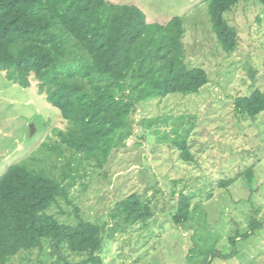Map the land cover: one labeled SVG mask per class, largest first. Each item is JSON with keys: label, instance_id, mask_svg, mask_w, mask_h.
Wrapping results in <instances>:
<instances>
[{"label": "rangeland", "instance_id": "obj_1", "mask_svg": "<svg viewBox=\"0 0 264 264\" xmlns=\"http://www.w3.org/2000/svg\"><path fill=\"white\" fill-rule=\"evenodd\" d=\"M104 1L139 8L149 24L180 17L185 63L202 68L208 83L196 94L140 103L130 117L133 135L125 146L113 150L102 168L83 163L68 188L69 203L58 200L46 213L61 224L74 225L79 218L105 225L102 264H202L206 258L210 264H264V112L251 119L233 111L235 98L264 92L262 6L241 1L223 15L237 32L236 50L225 53L209 20L208 0ZM29 83L22 88L0 70V177L31 155L44 156L41 144L57 140L52 130L68 127L33 74ZM147 120L157 122L146 128ZM185 125L191 127L189 162L172 142V129L177 126L181 133ZM69 158L66 151L39 164L54 162L58 168L52 173L61 180L59 167ZM132 194L150 215L126 224L116 205ZM180 194L189 199L190 219L176 224L172 217ZM253 221L258 227L252 229ZM49 251L44 242L42 249L21 251L8 264H55L57 256ZM63 257L56 264H76L86 255L64 251Z\"/></svg>", "mask_w": 264, "mask_h": 264}, {"label": "trees", "instance_id": "obj_2", "mask_svg": "<svg viewBox=\"0 0 264 264\" xmlns=\"http://www.w3.org/2000/svg\"><path fill=\"white\" fill-rule=\"evenodd\" d=\"M241 1L247 0H208L209 20L225 53L236 50L237 32L223 15ZM256 1L264 16V0ZM184 33L180 17L149 24L139 8L104 0H0V70L22 88L29 87L33 74L40 93L68 123L66 130H52L54 144H41L44 156L31 155L0 177V264L21 251L42 249L44 242L49 256H57L55 264L64 260V251L86 255L76 264H102L105 225L79 218L74 225L61 224L46 211L58 200L69 203L68 188L80 168H102L113 150L125 146L133 135L130 117L140 103L196 94L208 83L202 68L185 63ZM233 111L255 118L264 112V92L235 98ZM153 122L147 120L146 128ZM190 131V125L181 133L177 126L172 129V142L186 162L192 161L186 144ZM66 151L71 158L59 167L58 180L54 162L46 167L39 162ZM116 210L126 224L150 215L136 194L121 200ZM189 219V199L180 194L172 220ZM250 227L258 225L253 221ZM202 264L210 262L206 258Z\"/></svg>", "mask_w": 264, "mask_h": 264}]
</instances>
